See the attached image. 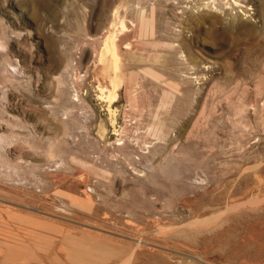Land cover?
<instances>
[{"label":"rangeland","instance_id":"obj_1","mask_svg":"<svg viewBox=\"0 0 264 264\" xmlns=\"http://www.w3.org/2000/svg\"><path fill=\"white\" fill-rule=\"evenodd\" d=\"M211 3L0 0V263L264 264V0Z\"/></svg>","mask_w":264,"mask_h":264},{"label":"bare ground","instance_id":"obj_2","mask_svg":"<svg viewBox=\"0 0 264 264\" xmlns=\"http://www.w3.org/2000/svg\"><path fill=\"white\" fill-rule=\"evenodd\" d=\"M185 1V0H184ZM202 2L205 1V0H201ZM187 2V1H186ZM188 3V2H187ZM212 3H214V0H212ZM211 3V4H212ZM232 3L234 5H237V2L236 1H232ZM209 7V2H206L204 4H201L199 7ZM215 6V5H213ZM137 7V6H136ZM187 7V6H186ZM196 8V9H199ZM143 8L142 7V10L140 9L139 11V14L140 15L141 13H143ZM215 8V7H214ZM194 9V7L192 8V10ZM116 13V11H115ZM114 13V14H115ZM138 13V12H137ZM114 19H113V22L111 24V29H110V32H109V35L106 37L105 41H104V46L102 47V49L99 51V54H98V63L101 65L104 61V58L106 56V54H110L111 56V70L109 72H107V80L105 81V84L103 86V88L106 90V93L105 94H101V97L102 98H106V99H109V100H115V98L118 96V93L127 85V74H125L124 72V69L126 66H124L125 63H123L121 61V57H120V50H119V45L121 43V41L124 39L125 36H129L131 33H133V35L140 30L141 32V29L139 28V26L137 24H135L134 22H131L129 21L131 27L133 29H131L127 23L125 22V20H122V19H119V17H117L118 15H114ZM122 18V16H121ZM192 20V19H191ZM189 21V20H188ZM164 32V31H163ZM162 33V32H161ZM161 36V35H160ZM159 38V37H158ZM159 40H161V38H159ZM172 44V43H171ZM179 46L181 49L185 48L186 47V44L184 43V40L181 41L179 43ZM131 44L130 43H127L125 44V49H131ZM188 47V46H187ZM124 49V50H125ZM181 56V55H179ZM123 60V59H122ZM186 60V59H185ZM107 69H109V66L107 67ZM127 70V69H126ZM125 70V71H126ZM262 73V72H261ZM103 90V89H102ZM102 92V91H101ZM104 92V91H103ZM109 100L108 103H109ZM112 101V102H113ZM111 103V102H110ZM264 106V105H263ZM263 108V107H262ZM113 109V108H112ZM112 117L111 118V126L113 127V131L114 132H117L116 131V128H115V124H116V118H115V112H112ZM261 183V182H260ZM264 184V183H263ZM264 186V185H263ZM259 188V187H258ZM264 188V187H263ZM262 188V189H263ZM260 190V189H259ZM262 191V190H260ZM229 195V194H227ZM233 196V193L231 194ZM227 197V196H226ZM230 197V196H229ZM237 197V196H236ZM235 197V198H236ZM226 199V198H225ZM229 199V198H227ZM243 199V198H242ZM244 200V199H243ZM229 201V200H228ZM240 201V200H238ZM235 202V201H234ZM233 203V202H232ZM242 203V202H240ZM229 204V203H228ZM240 205V204H238ZM227 206V204H226ZM235 206V205H234ZM228 207V206H227ZM232 207V206H231ZM264 216V215H262ZM262 216H258V217H262ZM241 217V216H240ZM237 217H235V219L233 218L232 220H236ZM239 218V216H238ZM263 218V217H262ZM261 218V219H262ZM240 219H244L243 216L242 218ZM239 219V220H240ZM247 219V218H246ZM259 219V218H258ZM264 219V218H263ZM238 220V219H237ZM238 220V221H239ZM260 220V219H259ZM231 221V220H230ZM233 222V221H232ZM236 222V221H235ZM240 223V222H239ZM5 237V236H4ZM2 240V239H1ZM4 240V239H3ZM1 251V249H0ZM174 252V251H173ZM2 255L4 256L2 260H5L6 262H12V259L10 257V249H9V246H5V248L2 250ZM1 261V259H0ZM3 262V261H2ZM1 262V263H2ZM0 263V264H1ZM4 264V262L2 263ZM9 264H12V263H9ZM96 264H102L101 261H97Z\"/></svg>","mask_w":264,"mask_h":264},{"label":"built area","instance_id":"obj_3","mask_svg":"<svg viewBox=\"0 0 264 264\" xmlns=\"http://www.w3.org/2000/svg\"><path fill=\"white\" fill-rule=\"evenodd\" d=\"M87 192H91V188H89V190H87Z\"/></svg>","mask_w":264,"mask_h":264}]
</instances>
